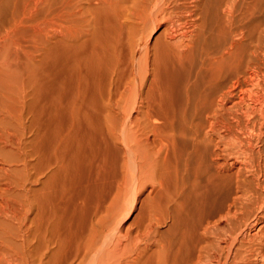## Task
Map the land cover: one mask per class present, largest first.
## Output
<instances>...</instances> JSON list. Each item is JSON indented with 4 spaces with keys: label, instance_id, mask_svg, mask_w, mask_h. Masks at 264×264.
Segmentation results:
<instances>
[{
    "label": "bare ground",
    "instance_id": "1",
    "mask_svg": "<svg viewBox=\"0 0 264 264\" xmlns=\"http://www.w3.org/2000/svg\"><path fill=\"white\" fill-rule=\"evenodd\" d=\"M0 264H264V0H0Z\"/></svg>",
    "mask_w": 264,
    "mask_h": 264
},
{
    "label": "rangeland",
    "instance_id": "2",
    "mask_svg": "<svg viewBox=\"0 0 264 264\" xmlns=\"http://www.w3.org/2000/svg\"><path fill=\"white\" fill-rule=\"evenodd\" d=\"M135 213V212H134ZM134 213L131 215V217L127 220V223L131 220V218L134 216Z\"/></svg>",
    "mask_w": 264,
    "mask_h": 264
}]
</instances>
